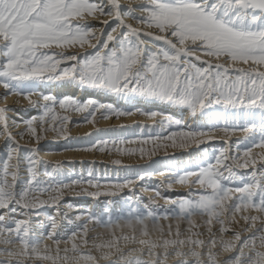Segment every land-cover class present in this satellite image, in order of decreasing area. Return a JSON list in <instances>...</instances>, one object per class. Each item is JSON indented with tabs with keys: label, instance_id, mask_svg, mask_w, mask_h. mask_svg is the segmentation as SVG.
<instances>
[{
	"label": "bare ground",
	"instance_id": "bare-ground-1",
	"mask_svg": "<svg viewBox=\"0 0 264 264\" xmlns=\"http://www.w3.org/2000/svg\"><path fill=\"white\" fill-rule=\"evenodd\" d=\"M90 1H96V4L91 5ZM90 1H84L80 5L82 13L78 12L71 20L80 23L92 22L94 27H90L85 43L64 49L63 51L74 55L58 63L73 62L72 69H75L81 54L89 53L99 45L98 53L104 55L109 46L121 41L123 32L128 40L136 34L152 39L168 38L167 41L175 39L169 29L159 30L147 25V21L152 20L147 7L154 6L155 0ZM207 3L208 1L202 2L200 6ZM108 27V33L102 36ZM6 37L0 33V63L6 58L2 50L3 44L8 40ZM137 40L141 41L142 47L150 46L147 39L137 37ZM190 46L194 44L184 42L179 48L188 50ZM141 52H137L134 70L143 61ZM186 53L193 55L194 51L188 50ZM195 53L204 58L201 53ZM187 61L188 59H185L182 64H187ZM11 66L12 64H7V67ZM71 77L57 79L51 76L48 80L28 77L23 81L30 80L32 83L28 82V85L22 88L17 80L11 82V86L0 82V166H3V161L6 163L5 170H0V264H103L110 261L129 264L135 257L148 264H264V212L229 208L227 202L233 203L231 198L239 192L233 187L229 189L227 202L223 201L222 208L213 216L160 218L157 226H154L148 217L141 221L118 220L107 229L95 224V221H87L90 219L88 217L73 215L76 221L84 222L82 235L67 233L64 239L54 237L59 219L65 221V213L80 214L85 202L89 208L105 204V209L111 212V197H116L115 199H121L113 204L117 212L122 206L133 205V199L123 198L127 197L126 193L129 191L133 192L132 195H137L133 198H137V203L144 208L151 204L163 206L180 201L179 195H176L175 201L169 199L172 192L193 196L197 189H202L201 185L193 183L199 175L191 174L184 184H177L174 176L182 170L190 171L201 161L208 160L212 153L206 151L214 148L216 143H233L251 132L250 128H243L239 124L234 126L236 130H231L223 124L228 123V120L239 119H255L261 121V125L264 124V113L261 112L241 113L219 109L207 115H195L173 102L144 95H129L125 93L126 89L121 88L108 91L100 87H90ZM47 90H51L55 95L51 101L47 100ZM74 93L76 103L73 105L79 111L73 113L72 110L70 121L62 125L68 136L66 140H59L54 133L53 124L47 126L44 120L40 124L34 122L31 127L21 122L24 121L22 117L27 108L32 107V110L38 111L47 103L55 106L58 115H66L72 103L70 94ZM84 97L102 100L95 113L96 118L89 124L70 127L72 121L81 119V115L89 110L87 103L82 101ZM108 101L120 110L106 116L105 103ZM169 114L184 116L186 126L188 123L192 126L186 127L189 129L181 133H186L185 136L173 138L172 142L158 137L150 145L129 138L134 134L136 127L141 130L163 121ZM195 121L200 123L198 127L204 124V128L198 130ZM46 127L52 128L45 131ZM102 128L106 130L96 132ZM77 134L89 136L80 143L81 145H86L100 135L116 136V139L109 142L102 152L87 148L69 149L71 146L66 142L70 136ZM132 150L133 153H130ZM192 150L198 153L181 156ZM235 151L241 156H232L231 163L227 160L229 156L227 158L220 150L215 151V161L212 165L215 172H222L221 175L228 177L227 179H230L233 169L238 171L237 175L249 172L247 175L251 178L252 191L264 187V145L251 151V159L248 160L242 151ZM93 162L102 165L94 166ZM28 167L32 168L35 176L39 177L41 171L49 170L62 175L64 180L56 182L51 179L47 190L33 193L35 190L32 192L28 189V183L33 179L32 176L30 178L32 174L27 170ZM92 168L100 169L102 173L110 172L113 178L108 180L113 184L84 182L86 178L83 173ZM70 169L77 170L78 173L82 171V174L69 182L66 172H70ZM221 175L220 177H223ZM160 183L164 188L159 186ZM234 183L235 181H232L230 185ZM163 191L164 193H161ZM113 193L118 195L112 196ZM15 195L24 198L22 211L14 212V208L11 210L10 201ZM96 195H99L98 198ZM103 199L108 200L105 202ZM72 202L78 206L71 207ZM51 220L57 222L52 225L50 234L47 232L48 235H45L42 233V223ZM204 220H207L208 224L203 226ZM7 221L14 223L15 228H8L5 224ZM30 232L35 233L30 235Z\"/></svg>",
	"mask_w": 264,
	"mask_h": 264
},
{
	"label": "rangeland",
	"instance_id": "rangeland-1",
	"mask_svg": "<svg viewBox=\"0 0 264 264\" xmlns=\"http://www.w3.org/2000/svg\"><path fill=\"white\" fill-rule=\"evenodd\" d=\"M74 1H76L75 5ZM84 1L86 0H0V33L6 35L8 39L2 47L6 58L4 62L0 63V82L11 86L17 80L22 88L28 85V82L32 83L30 80L23 81L28 77L48 80L51 76H55L57 79L72 76V79L90 87H100L108 91L121 88L126 89L125 93L129 95H144L173 102L195 115L198 113L207 115V113L219 109L241 113H264V0H155L154 6L147 7L152 19L151 22L147 21V25L159 30L169 29V33L175 39L167 41L168 38L152 39L136 34L128 40L123 32L119 45L109 46L104 51V55L98 53L100 50L98 45L89 53L81 54L78 59V67L72 69L73 62L58 63V61L73 56L74 53L68 51L67 53L63 50L85 43L90 27H94L92 22L80 23L71 20L72 17L78 15V12H81L80 5ZM205 1L208 3L200 6V3ZM89 3L94 5L96 1ZM72 8L74 10H71ZM108 31L109 27L104 30L102 36ZM137 37L142 40L147 39L150 46L142 47L141 41H138ZM184 42H192L194 46L187 49L194 53H201L204 58L197 56L196 53L188 55L186 48L180 49L179 46ZM139 50L142 51L143 61L134 70L135 66L133 65H135ZM185 59H188L187 64H182ZM8 63L12 66L7 67ZM121 81L124 83L122 84ZM45 92H47V100L51 101V98L55 96L54 93L51 90ZM74 95L76 96V93L70 94L72 103L68 109L70 111H67L66 115H58L54 109L55 106L47 103L38 111L32 110V107L31 109L27 108L22 117L24 121L21 122L31 127L34 122L40 124L44 120L47 126L53 124L54 133L59 140H66L68 136L62 125L70 121L69 116L72 110L73 113L79 111L73 105L76 103ZM93 100L89 97L83 98L82 101L87 103L89 110L81 115V119L72 121L70 127L76 124H89L93 118H96L95 113L102 104V100L99 101L97 98H93ZM105 104L107 108L104 115L106 116L120 110L110 101ZM169 115L160 121L161 123L157 122L141 130H137L136 127L134 134L129 138L150 145L158 137L172 142L175 138L185 136L186 133L183 135L181 133L189 129L186 127L192 126H189V123L186 126L184 116ZM97 119H99L98 116ZM218 123L220 124V122ZM260 123L261 121L255 119L228 120V123L225 122L223 126L236 130L237 128L234 126L239 124L243 128H250L251 132L248 136L236 139V142L233 143H216L214 148L206 151L212 153L208 160L201 161L190 171L182 170L174 176L177 184H184L191 174L199 175L193 183L203 186H200L203 190L197 189L193 196L183 192H172L170 200L175 201L176 195H179L181 200L170 205L151 204L144 208L137 203V198H133L137 195L134 196L131 194L133 192L129 191L128 194L126 193L127 197L123 198L133 199L131 203L134 206H122L121 210H117V212L113 204L121 199H115L116 197H111L110 209L113 210L111 212L105 209L107 208L105 204L89 208L85 202L80 214L65 213V221L59 219L60 223L58 222V228L53 236L64 239L67 233L82 235L84 222L76 221L73 215L88 217L90 219L87 221H95V224L107 229L116 224L118 220L141 221L144 217H148L151 223L157 226L156 223L160 218L185 217L188 219L193 215L213 216L222 208L223 201L227 202V198L230 196L229 189L232 187L239 192L231 198L233 203L227 202L229 208L264 212V187L253 192L250 186L251 178L247 175L249 172L237 175L238 171L233 169L230 179H227L228 177L221 175L222 172L216 173L215 168L212 167L216 150H220L227 158L229 156L227 159L230 161L229 163L232 162L230 159L232 156H241L235 150L242 151L247 160L251 159V151L264 145V124ZM198 125L200 123L196 122L195 126L197 129L199 128L198 130L204 128V124L201 127ZM52 127H46L44 130L49 131ZM102 130L106 129H98L96 132ZM86 138L89 136L83 134L78 136L77 134L70 136L66 143L71 146L69 149L87 148L102 152L109 142L116 139V136H96L86 145H81L80 143L84 142ZM130 153H133V150ZM196 153L198 151L192 150L181 156ZM5 164L3 161V166H0L1 171L5 170ZM93 165L100 166L102 164L93 162ZM27 170L32 174L30 178L32 176L33 179L29 181L31 183H28V189L35 190L32 191L33 193L47 190L51 179L56 182L64 180L62 175L59 176L58 173L55 174L49 170L41 171L39 177L33 175L32 168L28 167ZM1 171L0 174H2ZM109 173H102V170L97 168L86 169L83 173L86 178L84 182L92 181L101 185L113 184L109 181L113 178ZM66 174H68L67 179H70V182L72 178L76 179L82 174V171L78 173L77 170L70 169V172H66ZM121 177L123 178V176ZM115 178L118 179L117 176ZM232 181L235 183L230 185ZM160 185L162 184L160 183ZM115 195L118 194H112V196ZM96 196L98 198L99 195ZM13 197L10 201L11 210L14 208V212L22 211L24 198L17 195ZM107 200L103 199L102 201L106 202ZM70 206L77 207L78 205L72 202ZM55 222L57 220L42 223L44 226L41 227L42 233L50 234L51 227ZM202 222H204L203 226L208 224L207 220ZM5 224L8 228H15L14 223L7 221ZM47 232L49 233L47 234ZM34 233L30 232V235ZM131 262L129 264H148L139 257L132 258ZM103 264L118 263L110 261Z\"/></svg>",
	"mask_w": 264,
	"mask_h": 264
}]
</instances>
